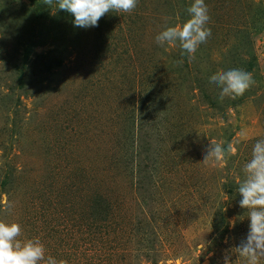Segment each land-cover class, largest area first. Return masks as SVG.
<instances>
[{"label":"rangeland","instance_id":"374dc122","mask_svg":"<svg viewBox=\"0 0 264 264\" xmlns=\"http://www.w3.org/2000/svg\"><path fill=\"white\" fill-rule=\"evenodd\" d=\"M191 3L137 0L83 29L54 0H0V221L60 264H244L232 249L264 138V0H205L194 54L158 45ZM233 68L255 82L220 100L210 78Z\"/></svg>","mask_w":264,"mask_h":264},{"label":"clouds","instance_id":"9594fccd","mask_svg":"<svg viewBox=\"0 0 264 264\" xmlns=\"http://www.w3.org/2000/svg\"><path fill=\"white\" fill-rule=\"evenodd\" d=\"M52 2V0H50ZM56 10H64L73 16V25L88 29L98 26L106 13H130L137 6V0H54ZM189 19L182 25L170 26L156 35L158 45L180 42L182 50L194 54L200 44L211 36L207 26L210 20L205 0H192L188 8ZM251 73L229 69L210 78V85L219 89V99H235L242 96L253 84ZM219 144H211L208 157L219 160L223 156ZM245 178L238 185L239 206L247 210L248 231L238 246L232 249L242 258L244 264H261L264 260V138L257 139L251 151V158L243 167ZM21 225L17 222L0 221V264H60L51 255L45 254L39 239H19ZM228 253L222 257V264H230Z\"/></svg>","mask_w":264,"mask_h":264}]
</instances>
